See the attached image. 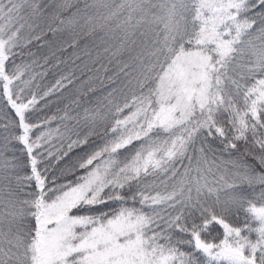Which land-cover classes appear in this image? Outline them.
I'll return each instance as SVG.
<instances>
[{
	"label": "snow or ice",
	"instance_id": "obj_1",
	"mask_svg": "<svg viewBox=\"0 0 264 264\" xmlns=\"http://www.w3.org/2000/svg\"><path fill=\"white\" fill-rule=\"evenodd\" d=\"M0 264H264V0H0Z\"/></svg>",
	"mask_w": 264,
	"mask_h": 264
},
{
	"label": "trees",
	"instance_id": "obj_2",
	"mask_svg": "<svg viewBox=\"0 0 264 264\" xmlns=\"http://www.w3.org/2000/svg\"><path fill=\"white\" fill-rule=\"evenodd\" d=\"M32 50H33L34 52H37L38 55H42V54H44V53L47 51L46 48H40V49H38L35 45H33ZM39 70H40V69H37V71H39ZM60 107H63V105H60ZM51 112H52V113H56V108H55V107H52ZM57 126H58L57 123L54 121L53 124H52V127L55 129ZM62 130H63V129H61V131H62ZM58 137H59V133L54 132V134H53L52 144H53L54 146H57V147L59 146V140H58Z\"/></svg>",
	"mask_w": 264,
	"mask_h": 264
}]
</instances>
